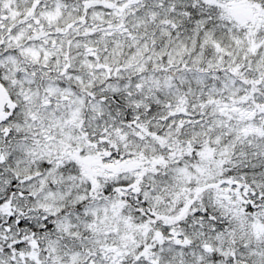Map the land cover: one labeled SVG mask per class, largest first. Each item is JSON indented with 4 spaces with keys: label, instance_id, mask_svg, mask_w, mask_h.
Segmentation results:
<instances>
[{
    "label": "snow or ice",
    "instance_id": "6c2138e0",
    "mask_svg": "<svg viewBox=\"0 0 264 264\" xmlns=\"http://www.w3.org/2000/svg\"><path fill=\"white\" fill-rule=\"evenodd\" d=\"M0 264H264V0H0Z\"/></svg>",
    "mask_w": 264,
    "mask_h": 264
}]
</instances>
